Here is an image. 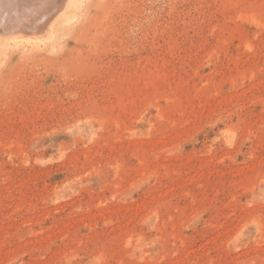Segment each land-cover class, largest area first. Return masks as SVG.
<instances>
[{
	"label": "rangeland",
	"instance_id": "obj_1",
	"mask_svg": "<svg viewBox=\"0 0 264 264\" xmlns=\"http://www.w3.org/2000/svg\"><path fill=\"white\" fill-rule=\"evenodd\" d=\"M69 4L0 58V264H264V0Z\"/></svg>",
	"mask_w": 264,
	"mask_h": 264
},
{
	"label": "bare ground",
	"instance_id": "obj_2",
	"mask_svg": "<svg viewBox=\"0 0 264 264\" xmlns=\"http://www.w3.org/2000/svg\"><path fill=\"white\" fill-rule=\"evenodd\" d=\"M58 15L67 25L78 17L69 0H0V58L10 46L45 43Z\"/></svg>",
	"mask_w": 264,
	"mask_h": 264
}]
</instances>
